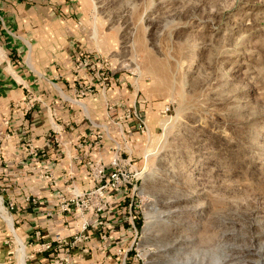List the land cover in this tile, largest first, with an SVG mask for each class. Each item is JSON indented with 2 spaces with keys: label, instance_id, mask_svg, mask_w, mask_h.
Returning <instances> with one entry per match:
<instances>
[{
  "label": "rangeland",
  "instance_id": "rangeland-1",
  "mask_svg": "<svg viewBox=\"0 0 264 264\" xmlns=\"http://www.w3.org/2000/svg\"><path fill=\"white\" fill-rule=\"evenodd\" d=\"M10 38L31 69L74 46L136 100L114 120L125 264H264V0H0L2 69ZM93 204L80 196L70 220ZM0 208V264H31L45 243L28 246L1 189ZM55 239L50 264L91 257L86 230Z\"/></svg>",
  "mask_w": 264,
  "mask_h": 264
},
{
  "label": "crops",
  "instance_id": "crops-1",
  "mask_svg": "<svg viewBox=\"0 0 264 264\" xmlns=\"http://www.w3.org/2000/svg\"><path fill=\"white\" fill-rule=\"evenodd\" d=\"M8 40V67L0 68V189L16 205L19 231L28 246L52 243L50 250L33 254L31 264L52 263L56 236L66 239L85 226L92 251L82 264H125V255L118 253L131 234V227L122 223L126 195H112L110 208L100 213L104 229L94 221L101 200L93 195L87 198L94 204L85 226L73 223L69 214L75 201L97 186L98 168L110 171L109 163L120 158L124 132L114 120L122 104L131 106L136 100L122 79L105 78L99 84L93 72L79 69L80 50L74 46L59 55L55 49L40 52L44 65L31 69ZM89 88L95 93L83 97ZM126 124L124 131L138 134L136 120ZM98 133L103 134L99 141Z\"/></svg>",
  "mask_w": 264,
  "mask_h": 264
},
{
  "label": "built area",
  "instance_id": "built-area-1",
  "mask_svg": "<svg viewBox=\"0 0 264 264\" xmlns=\"http://www.w3.org/2000/svg\"><path fill=\"white\" fill-rule=\"evenodd\" d=\"M90 65L89 60H87L86 58H83L82 56L79 57V59L77 60V67L79 69H84L88 71V68ZM91 66V65H90ZM91 70H94V68H92ZM99 73L95 71V73H93V76L96 77V79H99ZM108 79V78H106ZM90 89V88H89ZM87 90V89H86ZM83 94H87L86 92ZM126 118H135L137 117L136 112L133 110H128L127 114L125 116ZM120 163L121 160L120 158H115L113 159L110 163H109V168L110 171H107V167L105 166H100L98 168V171L96 173L97 176V186L95 187V189L88 193L85 194V196H87V198L91 197L92 195L94 197H97L98 199H100V205L98 206V210L97 213L95 214V223L101 227V228H105L106 224L103 221L102 216H100V213L103 212L104 210L110 208L111 204L113 203L112 201V195L114 194H118L120 193V186H121V174L119 173V167H120ZM113 193V194H111ZM111 194V195H110ZM86 230L87 227H84ZM58 239V238H57ZM87 239V237H86ZM57 243H60V240H55ZM43 250H50L52 248V243H46L42 245Z\"/></svg>",
  "mask_w": 264,
  "mask_h": 264
},
{
  "label": "bare ground",
  "instance_id": "bare-ground-1",
  "mask_svg": "<svg viewBox=\"0 0 264 264\" xmlns=\"http://www.w3.org/2000/svg\"><path fill=\"white\" fill-rule=\"evenodd\" d=\"M0 210H1V208H0ZM22 250H23V246H22ZM22 260H23V255H22Z\"/></svg>",
  "mask_w": 264,
  "mask_h": 264
}]
</instances>
